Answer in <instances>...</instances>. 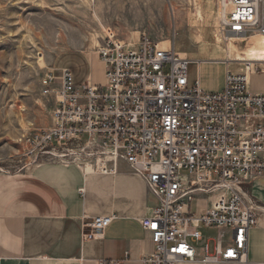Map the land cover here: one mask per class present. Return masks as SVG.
I'll list each match as a JSON object with an SVG mask.
<instances>
[{
    "label": "built area",
    "instance_id": "built-area-1",
    "mask_svg": "<svg viewBox=\"0 0 264 264\" xmlns=\"http://www.w3.org/2000/svg\"><path fill=\"white\" fill-rule=\"evenodd\" d=\"M213 4L223 41L245 44L264 34V0ZM95 53L101 83L77 82L69 66L44 70L41 92L53 97L54 117L22 135L24 166L85 156L108 172L123 162L156 198L141 218L153 242L144 264L244 261L249 230L264 210L247 190L264 176V92L249 88L250 75L263 67L233 68L226 60L223 87L208 90L199 75L189 78L190 62L200 59L160 46L146 33L131 41L110 30ZM202 194L213 196L210 205L192 211ZM112 219L97 214L83 221V237H94ZM201 226L227 228L229 236L204 239Z\"/></svg>",
    "mask_w": 264,
    "mask_h": 264
},
{
    "label": "rangeland",
    "instance_id": "rangeland-1",
    "mask_svg": "<svg viewBox=\"0 0 264 264\" xmlns=\"http://www.w3.org/2000/svg\"><path fill=\"white\" fill-rule=\"evenodd\" d=\"M216 21L213 0H0V170L9 173L24 167L22 135L53 121V97L41 92L46 67L69 66L81 78L90 74L99 79L101 68L91 61L97 59L95 49L110 30L131 41L146 33L159 45H172L191 56L221 54L227 41L214 40ZM236 44L240 50L247 45ZM218 62L219 71L216 62L206 69L192 60L189 76L199 74L215 82L226 68L224 61ZM249 88L264 91V71L252 73ZM24 121L32 123L24 126ZM84 157L82 163L77 159L82 166L91 163ZM199 202L204 201L194 198L192 211ZM199 229L204 239L229 236L227 228Z\"/></svg>",
    "mask_w": 264,
    "mask_h": 264
},
{
    "label": "crops",
    "instance_id": "crops-1",
    "mask_svg": "<svg viewBox=\"0 0 264 264\" xmlns=\"http://www.w3.org/2000/svg\"><path fill=\"white\" fill-rule=\"evenodd\" d=\"M186 55L199 57L206 69L216 62L219 71L218 61L223 62L227 51L206 57ZM91 64L102 72L99 79L88 74L89 80L103 82L99 58ZM257 64L264 69V61ZM224 74L215 82L198 75L205 89L217 90L223 87ZM198 75L189 78L192 81ZM82 78L75 74L77 82L85 80ZM247 190L264 208V176L251 182ZM153 197L144 179L123 162L108 172L59 160L32 163L15 172L0 170V264H144L141 258L152 251L153 242L141 218L156 203ZM212 199L199 197L205 203L199 202L197 210L207 208ZM97 214H110L113 219L94 237H83V230H88L83 229V221ZM246 252L244 261L208 264H264V210L249 230Z\"/></svg>",
    "mask_w": 264,
    "mask_h": 264
},
{
    "label": "bare ground",
    "instance_id": "bare-ground-1",
    "mask_svg": "<svg viewBox=\"0 0 264 264\" xmlns=\"http://www.w3.org/2000/svg\"><path fill=\"white\" fill-rule=\"evenodd\" d=\"M93 14L96 15V12H94ZM253 36H251L252 38L250 37L251 39L248 41V44L242 50L237 49L238 45L235 42H233L231 38H229L227 43L224 44L226 47V51H227V57L222 59V60L224 62L226 60H232V62L236 61L240 65L247 64V65H254V66H256V62L264 61L263 60L264 59V34L257 33V34H254ZM213 37L217 43H221V42L224 43V41L221 39L218 32L214 31ZM159 44H160V42H159ZM162 46L168 47L166 44L162 45ZM235 49H236V53H234ZM179 54L182 56L189 57L188 55H184L183 53H180V52H179ZM189 58H191V57H189ZM41 59H42V57H41ZM20 108L22 110L24 109L22 106ZM31 123H32L31 121H24L23 124H24V126H26V125H30ZM87 163H89V162H87ZM87 165H88V168L92 167L91 163H89Z\"/></svg>",
    "mask_w": 264,
    "mask_h": 264
}]
</instances>
